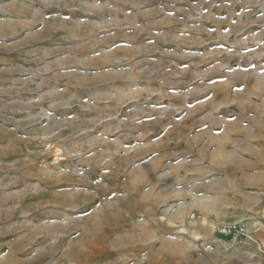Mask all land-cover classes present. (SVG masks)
<instances>
[{
	"label": "rangeland",
	"instance_id": "374dc122",
	"mask_svg": "<svg viewBox=\"0 0 264 264\" xmlns=\"http://www.w3.org/2000/svg\"><path fill=\"white\" fill-rule=\"evenodd\" d=\"M0 264H264V0H0Z\"/></svg>",
	"mask_w": 264,
	"mask_h": 264
}]
</instances>
